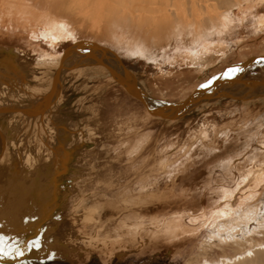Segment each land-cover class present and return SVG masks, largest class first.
Here are the masks:
<instances>
[{"label":"bare ground","instance_id":"obj_1","mask_svg":"<svg viewBox=\"0 0 264 264\" xmlns=\"http://www.w3.org/2000/svg\"><path fill=\"white\" fill-rule=\"evenodd\" d=\"M208 1L215 0H0V39H9L17 44L13 53L0 54V159L5 158L3 153L12 142L10 132L14 119L25 114L38 120L44 113L57 108L65 81L76 75L84 76L85 70L102 72L110 88L120 93L122 98V101L118 98L114 101L116 112L109 122L114 126H110L108 133L102 130L108 123L107 118H104V124L98 119L101 118V105L108 102L102 90L91 94L96 96L97 104L91 108L90 116L81 117L82 120L72 124L74 135H71V141L80 136L81 141L88 138L94 140L96 152L88 163L94 155L99 157L100 150L104 148L101 144L107 140L122 146L135 139L151 150L142 166L133 168L132 178L126 177L128 187L136 185L137 181H132L149 171L155 178L157 171L167 172V160L173 155L170 149L172 143L161 145L159 137L152 139L151 132L136 135L143 129L138 128L143 120H154L169 126L181 123L187 134L191 132L192 139L188 140L190 148L200 141L203 150H211L214 155L207 169L201 170L205 175L204 183L193 186L189 197L183 200L191 207L190 212L183 209L170 215L165 210L170 197L163 192L177 184L175 179L178 177L174 172L170 176L172 180L168 175L167 182L162 185L163 192L138 186L140 197L136 207H127L129 220H137L138 225L120 232L100 224L94 212H89L91 210L86 207L67 210L66 193L64 209L61 207L62 199L55 197L53 190L63 191L64 184L69 180L62 179L59 184L52 181L68 176L61 165L67 163L72 169L78 161L77 148L68 151L66 160L56 156L64 150L60 141L59 151L55 145L48 146L45 151L42 149L43 152L37 153L42 155L37 160L41 173L33 176L31 168L34 161L25 158V151L13 138V164L17 166L14 172H19L18 178L15 175L8 177V171H2L5 161L0 164L1 264H20L21 258L28 262L54 259L73 263L93 256L96 257L93 262L97 264H119L129 259H135L132 264H151L158 258L156 253H177L180 246L199 234V246H195L199 254L194 256V263H189L188 259L189 264H243L255 253L264 252V242L261 245L254 242L251 248L241 253L243 246L246 248L247 244L253 243L250 242L251 236H247L249 233L261 229L260 235L264 236V116L258 114L264 108V62H261L264 52L261 55H245L239 62L229 60L230 56L242 53L245 51L243 48L250 44L264 46V0L235 1L238 3L236 6L229 3L230 6L218 18L215 13L219 7L207 4ZM70 14L77 15L87 25L90 34L86 41L77 42L64 33L67 19L77 20ZM61 24L64 26L60 27ZM99 32L103 38L99 37L106 39L108 44L89 41L95 39L92 33ZM23 34L29 38V44L15 38ZM128 40L135 44L114 49L117 43ZM167 48L171 49L169 55ZM138 49L140 55L136 54ZM130 64L136 66V71L131 69ZM234 66H240L244 71L233 79L219 78ZM173 74L183 80L194 75L200 82L177 102L166 100L160 92V97H154L153 90L159 89L162 79ZM207 80H213L211 88H200ZM9 88L14 92L7 93ZM181 100H186L185 104L172 105ZM128 103L135 108H128ZM257 104H260L258 109ZM203 106H211L214 111L202 117H193ZM121 107L128 121L119 122ZM232 108L245 111L248 115L243 123L239 122V127H234L233 132H223V127L219 126L233 121L235 111H230ZM131 119L141 121L132 124ZM49 121L42 123L43 128ZM211 121L219 122L216 123L219 124L217 128H209ZM101 125L103 127H99ZM221 133L229 139L224 141L219 137ZM50 137L53 139V135ZM37 139L43 143L41 138ZM213 141L220 143L212 144ZM215 146L222 148L223 152L219 155L213 152ZM131 154L137 157L135 152ZM46 155L49 156L44 159ZM113 156L118 160L115 163L118 167L117 180H122L126 173L122 171L127 169V165L122 164L126 155L115 153ZM51 159L53 163H59L60 167L55 166L59 171L52 169L55 167L50 166ZM87 169L84 174L88 177ZM109 170L107 165L95 172L100 176L109 173ZM99 176L93 177L92 173L90 179L96 182L94 178ZM37 179L41 182H36ZM100 185L97 181L94 188ZM155 187L152 185L150 188ZM86 198L82 199L83 206L87 205ZM121 203L125 206L123 200ZM77 218L83 226L76 223ZM46 219L47 226L43 231L39 230ZM146 223V231L149 229V232L145 235L143 227ZM213 237L216 242L222 239L220 247L224 249L222 244H227L233 254L225 253L212 262L203 258L205 248L210 247ZM33 240L38 241V246H28L27 242ZM17 248L21 255H17ZM123 250L136 254L127 258Z\"/></svg>","mask_w":264,"mask_h":264},{"label":"rangeland","instance_id":"obj_2","mask_svg":"<svg viewBox=\"0 0 264 264\" xmlns=\"http://www.w3.org/2000/svg\"><path fill=\"white\" fill-rule=\"evenodd\" d=\"M235 1L238 2L240 0H215L212 2L208 1L207 4L208 3L209 4H215L217 7H219L217 10L218 13L217 12L215 13V16H217L216 18H218L225 12V9H227L228 6H230L231 4H234L236 6V5H238V3L241 2L240 1V2L236 3ZM229 3H230V5H229ZM245 9H248V7L247 8L245 7ZM44 10H45V8H44ZM79 13H80V11L78 10V14ZM60 14L62 16H65L61 12H60ZM56 15H58V14H56ZM70 15L76 16L77 20L75 19L74 21H71V20L67 19L68 20V21H66L67 29H65L64 33L68 37L72 38L73 40H76L77 42H83V40L86 41L88 39L89 34H90V31L87 29V25L77 15H73V14H70ZM183 15L186 17L185 14H183ZM197 19H199V18H197ZM67 30L70 31V33H68ZM92 36L95 37V39L89 40L92 43L101 42L102 45L109 43L106 39L103 40L99 37V36H102L100 34V32H99V34H93L92 33ZM15 38H17L22 43L29 44V38H27L25 34L20 35V37L18 35H16ZM102 38H103V36H102ZM14 42L15 41H9V39H7V40L0 39V54H3V53L5 54V52L7 54L13 53L12 51L17 46V44H15ZM125 44L127 46L129 44H135V42H132L129 40H128V42H120V43H117V45L114 47V49L115 48L118 49L121 46H125ZM36 45H38V44H36ZM254 45H256V44H254ZM254 45L250 44L247 48H243V49H245V51H243L242 53H237L236 56H230L229 60L239 62L240 60L243 59V57H245V55H250V54L261 55L264 52V46H261L260 44L256 45V46H254ZM127 47H129V46H127ZM37 52H39V50H37ZM166 52L169 55V53L171 52V49L167 48ZM130 65H131V69L133 71H136V68H135L136 66H133L132 64H130ZM84 72H85L84 76L76 75L74 78H70L69 80L65 81L62 96L59 100V104H58L57 108H55L52 111L49 110L48 112L44 113L42 115V117L38 120H35V119L31 118L30 116H27L25 114H20L19 116H17V118L14 119V121L11 123V132H10V140H12V142L5 149V151L3 153L5 158L0 159V164H2L3 161L6 162V164L3 166L2 171L4 173L8 171L6 173L8 177L15 175L16 178H18V176H19V174H18L19 172L18 173L14 172L15 171L14 169H16L15 167H17V166L13 164L15 161V153L12 152V151H15L13 138H15L18 146L25 151V154H24L25 158H27L31 162L34 161L33 162L34 167L31 168V173L33 174V176L36 174L39 176V173H41L39 170V169H41L40 162H37V160H38V158H42V155H37V153L39 151L43 152V150L45 151L48 146H54V145L57 147V150H58V148H60L58 146L59 145L58 141H60L61 142L60 144L63 146V149H64L63 153L64 152H66V153L65 154L57 153V155H56L57 157L59 156L63 160H66V158H68V157H66V154L69 153L68 151H70L74 148H77L76 151L78 152L77 154H79V156L77 157L78 163H76L75 165H72V169H69V167L67 166L68 165L67 163H63L61 165V167L64 169L63 171H64L65 175H68V176L61 177V178L59 177V179L56 178L54 181H52V183L59 184V181L62 182V179H63V181L69 180L64 184L65 188L63 189V191H61L60 189H59L60 190L59 191L56 188H55V190L51 189L54 191L55 197L57 199L58 198H60V200L62 199L60 201L61 204L63 203L64 194L65 193L67 194V197H68L67 201H66L67 210L68 209L69 210H74V209H80L81 210L83 207H86L87 209L91 210V211L88 210L89 212H94L95 215L94 214H92V215L96 216L99 219L100 224H102L103 226H106V228H108V229L116 228L120 232L125 231L127 229V227L138 225L137 224L138 221L133 220V219L129 220V216L127 214V209H128L127 207H129V208L133 207L134 208V207H136V203H138V201H139L138 198L140 197V194H139L140 190L138 189V186L145 189V190H153L154 192H163L162 191L163 190L162 185H164V183L167 182L166 180L168 179V175H169V180H170L171 179L170 176L174 172H176L174 174H176L178 177V178H176L177 180L175 179V182L177 184L172 189L169 188L163 192V193L169 194V197H170L167 200V202H169V203H167V205H165L166 206L165 210H167V213H169L170 215H173V213L176 211L181 212L183 209L185 211L190 212L192 210L191 207L188 204H186V201H183V200L186 197H189L193 186H197L201 183H204L203 179H204L205 175L203 174V171H201V170L207 169V165L213 159L214 155H213V153H211V150H207L208 152L204 151L203 147L200 144V141H197L196 144H192V147L190 148V146H189L190 143L188 140L192 139V137L189 135L191 132L187 134L186 131L182 128V126H184V125H182L181 123H177V124H174L173 126H169V125H163V123H160V122L154 121V120H149V121L143 120V122L141 123L140 122L141 119H138L136 121L131 119L132 124L140 122L138 124V128L139 127L143 128V129L145 128L144 130L143 129L141 130L140 134L137 133L136 135H143V134H146L148 132H151L152 139L159 137V141H160L161 145L166 146V145H168V142L172 143L170 149L173 151V155H171L169 157V160H167L168 162H167V165L165 166L167 172L159 170L154 174V175H157V177L155 178L152 175L151 171H149L147 174L140 175L134 181H132V183L133 182L135 183L137 181L135 183L136 185L132 184V188H130L131 186L128 187V184L125 183L126 180H128V178H126V177L132 175L131 173L134 171L133 168L142 166L143 160L145 158H148L146 156H148L147 154H149L150 150H151V148H149V147H144L143 143L142 144L137 143V140H135V139L133 141H130L131 143L128 142L129 144L127 142H125V144L122 146L117 145V143L115 144L114 141H113L114 143L113 142L110 143V141L107 140L106 142L101 144V145H104V148H102L100 150L101 154H99V157H96L94 155L93 159L90 161V163H88L89 159H91L93 154L96 152L94 140L92 138H88L85 141H81L80 140L81 136H80V137H78V139H73L71 141L70 140L71 135L72 134L74 135L72 124L74 125L76 121L82 120L81 117L85 118L87 115L90 116L89 112L91 111V108L97 104L96 96H93L91 94L92 93L97 94L100 90H102L104 92V95L106 94L104 96V99H105V101H108V102L104 105H101L102 107H101V109H99V113H100V117L102 119L101 118H98V119H99V121H102L104 124L103 120L106 117L108 123L104 127H103V125H101L99 127H103V129H102L103 132L106 131L108 133L110 131V128H111L110 126L113 125L112 123L109 124V122L111 121V119H114V117L112 115H113V113L115 114V112H116L115 111L116 107L113 106L114 101L117 98L119 101H122V98H120L121 97L120 93H117L116 91H114L113 88H110V84L107 82L106 77L102 72L95 71V70H85ZM176 75L177 74H175V75L173 74V76L169 75V76L163 78L162 79L163 81H161L162 85H160L158 87L159 89L153 90V96L154 97H160L159 94L162 93L166 100H168L170 102H177L178 100L183 98L186 94H188L194 88V86H196L200 82V79H197L194 75L190 76V77L188 76L187 79H185V80H183L181 76H179V75L176 76ZM255 77H257V76H255ZM165 79H166V81H165ZM11 91H13V90L9 88L7 93L11 94ZM112 98L114 100H112ZM118 104H120V103H118ZM132 105L133 104L128 103L127 107L128 108H130V107L135 108ZM259 105L260 104L256 105L257 109H258ZM232 109L233 110L230 109V111H235L234 116H233L234 122L231 121L228 124H221L219 126V128L223 127L222 128L223 132H226L227 130H230L233 132L235 130L234 127L235 126L239 127V122L243 123L242 120H244L245 116L248 115L247 112H246L247 114L245 115V111L240 112V110H236L234 108H232ZM261 109H264V108H261ZM261 109H260V111H262ZM211 110L214 111L213 107H211V106L200 107L195 112L193 117H195V118L202 117L204 114L209 113ZM69 111H71V112H69ZM120 111H121V119L119 122L128 121V116L124 115L122 107L120 108ZM230 111H228V112H230ZM260 111H258V114H261L262 116H264V110L262 112H260ZM70 113H72V115H68ZM218 114H221V113H218ZM239 116H240V118H239ZM248 119H250V117H248ZM46 120L47 121L50 120V121L48 123H46V126L43 128L42 123L46 122ZM216 123H219V122L218 121H213V122L211 121V125L209 128H211V129L217 128V126L219 124H216ZM232 125H234V126L230 128V126H232ZM129 127H130V125H129ZM203 128L205 129V127H203ZM123 133L124 134L126 133L125 129H124ZM50 135H53V139L50 137ZM219 137H222L224 141H227L229 139V138H226L227 136H224L223 133L219 134ZM37 138H41L43 140V143H39ZM107 139H110V137H107ZM217 142L218 141H215V142L213 141L212 144H217ZM218 143H220V142H218ZM111 144H112V146H111ZM221 144H223V143H221ZM231 144H232V142H231ZM161 145H160V148L162 147ZM152 146H153V143H152ZM160 148H158V149L161 150L162 148L161 149ZM165 150H166V148H165ZM212 151L219 155L223 152V149L220 147L217 148V146H215L212 149ZM97 152H98V149H97ZM130 152L131 153L135 152V155L137 157L131 156L132 154ZM115 153H119V154L121 153V154L126 155L125 160L123 161L122 164H125V166L127 165L126 166L127 169L122 171V172H126V173H124L122 180L121 179L117 180L118 177L116 176V172H117L118 167L116 166V164H117L118 160H116L117 158H115L113 156ZM128 153H130V154H128ZM85 154L87 157L85 156ZM48 156L49 155H46L44 157V159L48 158ZM107 165L110 168L109 173L101 174L99 176V174L97 172H95V170L100 171V169L106 168ZM50 166H52V167L56 166L57 168L60 167L59 163H53V160L50 162ZM22 167L24 169V166H22ZM56 167L52 168V169L56 170L57 169ZM86 168H88L87 169V174L89 175L88 177L84 174L86 172L85 171ZM18 169H20V168H18ZM112 170H113V172H112ZM199 171L201 173H199ZM92 173H93V177H95V175L99 176V177L94 178V180H96V182L93 181V178H91L92 180L90 179V176L92 175ZM95 173H97V174H95ZM144 173H146V172H144ZM74 174H76L77 176H74ZM83 174H84V176H83ZM52 176L54 177V175H52ZM100 177L102 179H100ZM130 178H132V176ZM38 181L41 182L40 180L37 179L36 182H38ZM97 181H100V183L102 185L94 188V185L97 184ZM197 181H199V182H197ZM152 185L156 186L155 187L156 189L150 188ZM147 188H150V189H147ZM195 190L199 191V189H195ZM133 191H135V192H133ZM86 195H88V196H86ZM84 196H85V198L86 197L88 198V200H87L88 202H87V205L83 206L82 199ZM122 200L124 201L125 206H123V204L121 203ZM125 200H126V202H125ZM173 201H174V203H173ZM66 204L63 203L61 205V207L64 209ZM126 204H128V205H126ZM119 207H121V208H119ZM103 208H104V210H103ZM118 211H120V213ZM164 213H166V212H164ZM136 218H138V217H136ZM79 219L80 218H77L76 223L81 224L83 226V223ZM116 219H117V223H116ZM143 219L144 218H142V220ZM147 225L148 224L146 223V225H144V227H143L145 229V230L143 229V234H145V235L148 234V232H149V229L146 231V229L148 227ZM255 225H256V223H255ZM257 227H258V224H257ZM203 228H205V227H203ZM261 233H262V230L259 229V230H255V232L253 234L249 233L247 235V236H251V238H252L250 240V242H253V243H251L250 245L247 244L245 241L241 240L242 243L247 244L246 248H245V246L242 247L241 253H245L247 248H251L252 245L254 244V242H258L261 245V243L264 242V236H261L260 235ZM215 237H213L214 239L213 238L210 239L212 241L211 244H213V245L211 247V244H210L211 248L210 247L205 248L206 255L203 257V258L206 257V260L210 261V262L218 260L219 258H221V256L225 255V253H229L231 255L233 254L231 247L227 246V244L226 245L222 244V246L224 247V249H222L220 247L221 246L220 243H221L222 239L221 240L219 239L218 242H216L217 240ZM199 238H200V234H199V236H196V237L188 240L187 242H185L183 244L185 247L183 245L180 246L177 249V253H166V252H164V254H161L159 252L156 253V255H158V258H156L157 261L155 260L151 264H189V263H194L195 262L194 256H197V254H199V252H198L199 249H197L195 247L198 245V241L200 240ZM213 240H214V242H213ZM157 242H161V241H157ZM228 244L231 245L232 242L229 241ZM213 246H215V247H213ZM160 249H161V247H160ZM224 250L226 252H224ZM123 253H126V256H128L127 258L134 257L136 254L134 251L128 252L127 250H125V251L123 250ZM165 254H167V255H165ZM136 257L138 258V256H136ZM188 259H189V261H188L189 263L187 262ZM134 260L135 259L123 260L119 264H132L131 262H133ZM190 260L191 261L193 260V261L191 262ZM200 261H202V259H200ZM85 262H86V264H97V263L93 262L92 260L88 261V263H87V260ZM101 264H107V263L102 262ZM140 264H142V263H140ZM243 264H264V252L255 253V255L253 257H251L250 260H247Z\"/></svg>","mask_w":264,"mask_h":264},{"label":"snow or ice","instance_id":"obj_3","mask_svg":"<svg viewBox=\"0 0 264 264\" xmlns=\"http://www.w3.org/2000/svg\"><path fill=\"white\" fill-rule=\"evenodd\" d=\"M64 25L61 24L60 27H63ZM143 46V45H141ZM137 55H140V51L139 49L137 50ZM261 62H264V58H261ZM244 69L240 66H234V67H229L225 72H223L221 74V77L219 78H228V79H233L235 78V76H237L239 73L243 72ZM213 84V80H207L205 83L201 84L200 85V88H211ZM0 242H3L2 238H0ZM28 243V246H31V247H36L38 246V241H30V242H27ZM16 252H17V255H21V251L19 248L16 249ZM249 255H251V253H249Z\"/></svg>","mask_w":264,"mask_h":264},{"label":"water","instance_id":"obj_4","mask_svg":"<svg viewBox=\"0 0 264 264\" xmlns=\"http://www.w3.org/2000/svg\"><path fill=\"white\" fill-rule=\"evenodd\" d=\"M185 102H186V100H181L180 102H178V103H176V104H172L174 107H176V106H178L180 103L181 104H185ZM171 104V103H170ZM47 219L46 220H44L41 224H40V227H39V230L41 229L42 231H43V228L45 227V226H47ZM53 237H55V236H53ZM96 259V257H89L88 259H87V262L88 261H93V260H95ZM21 263L20 264H82V263H85L86 264V262L84 261V260H77V261H75V262H73V263H69V262H67V261H63V260H44V261H32V262H28V261H25L24 259H22L21 258ZM51 262V263H50ZM90 263V262H89ZM115 263V262H114ZM113 262L112 263H110V264H114ZM1 264V263H0Z\"/></svg>","mask_w":264,"mask_h":264},{"label":"crops","instance_id":"obj_5","mask_svg":"<svg viewBox=\"0 0 264 264\" xmlns=\"http://www.w3.org/2000/svg\"><path fill=\"white\" fill-rule=\"evenodd\" d=\"M75 149V148H74ZM79 155L77 154V157H78ZM77 163H78V161H77ZM82 171V170H81Z\"/></svg>","mask_w":264,"mask_h":264}]
</instances>
